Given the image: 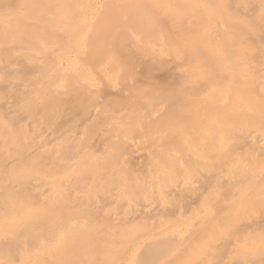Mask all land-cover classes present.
I'll return each mask as SVG.
<instances>
[{
    "label": "rangeland",
    "instance_id": "374dc122",
    "mask_svg": "<svg viewBox=\"0 0 264 264\" xmlns=\"http://www.w3.org/2000/svg\"><path fill=\"white\" fill-rule=\"evenodd\" d=\"M0 264H264V0H0Z\"/></svg>",
    "mask_w": 264,
    "mask_h": 264
},
{
    "label": "bare ground",
    "instance_id": "6f19581e",
    "mask_svg": "<svg viewBox=\"0 0 264 264\" xmlns=\"http://www.w3.org/2000/svg\"><path fill=\"white\" fill-rule=\"evenodd\" d=\"M132 12H133V11H132ZM134 12L136 13V11H134ZM134 12H133V13H134ZM149 248H150V247H149ZM146 250H147V249H146ZM146 252H147V251H146ZM148 254H149V253H148ZM147 256H148V255H147Z\"/></svg>",
    "mask_w": 264,
    "mask_h": 264
}]
</instances>
